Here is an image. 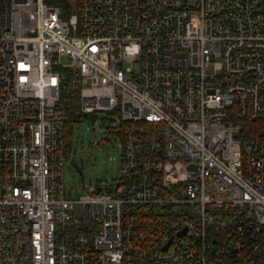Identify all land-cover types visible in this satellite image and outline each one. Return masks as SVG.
I'll list each match as a JSON object with an SVG mask.
<instances>
[{"label":"built area","instance_id":"1","mask_svg":"<svg viewBox=\"0 0 264 264\" xmlns=\"http://www.w3.org/2000/svg\"><path fill=\"white\" fill-rule=\"evenodd\" d=\"M66 86L119 117L77 198ZM0 264H264V0H0Z\"/></svg>","mask_w":264,"mask_h":264},{"label":"rangeland","instance_id":"2","mask_svg":"<svg viewBox=\"0 0 264 264\" xmlns=\"http://www.w3.org/2000/svg\"><path fill=\"white\" fill-rule=\"evenodd\" d=\"M119 117L115 111H93L72 121L71 150L63 159L62 185L65 194L77 198L99 180L119 175L120 144L113 135Z\"/></svg>","mask_w":264,"mask_h":264},{"label":"trees","instance_id":"3","mask_svg":"<svg viewBox=\"0 0 264 264\" xmlns=\"http://www.w3.org/2000/svg\"><path fill=\"white\" fill-rule=\"evenodd\" d=\"M59 104L64 107L66 117L63 121V142H64V156L67 157L71 150V130L72 121L79 120L83 115L88 112H84L80 108V96L78 89H72L69 86L64 87L61 91Z\"/></svg>","mask_w":264,"mask_h":264}]
</instances>
